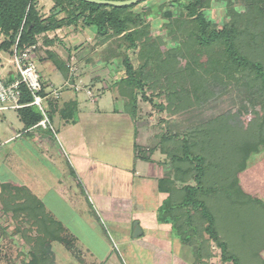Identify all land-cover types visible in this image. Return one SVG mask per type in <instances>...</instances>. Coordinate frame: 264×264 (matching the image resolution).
Segmentation results:
<instances>
[{
    "label": "crops",
    "instance_id": "crops-1",
    "mask_svg": "<svg viewBox=\"0 0 264 264\" xmlns=\"http://www.w3.org/2000/svg\"><path fill=\"white\" fill-rule=\"evenodd\" d=\"M190 1L194 0H147L132 12L143 26L155 29L167 16V10L174 13L171 9H184ZM53 7L51 0H40L38 4L43 18L54 15L60 21L66 17V13ZM224 7L225 0L223 3L211 0L210 7L205 9ZM121 41L120 38L103 41L95 26H85L82 21L37 37L34 58L38 72L40 69L43 73L42 76L39 73L42 97L57 131L39 127L40 122L26 128L23 118L28 119L30 114L24 108L29 104L21 103L25 106L11 110L19 112L26 135L33 129H41L31 138L46 153L47 160L59 156L61 141L73 160L65 198L55 187H46L47 193L55 192L57 196L50 201L39 196L32 184L20 185L35 197L25 200L31 207L29 211L38 212L32 220L38 231L30 234L31 248H27L30 253L40 255L38 264H125L95 210L75 208L78 204L73 190L77 184L78 191L97 200L127 246V253L134 254L135 264H232L223 261L221 248L207 233L208 220L192 208L179 206L186 198L184 188L196 184L195 164L185 159L175 133L161 136L155 120L143 117L141 109L146 103L141 100L140 90L132 96V89L123 82L128 76L120 55L127 47L123 48ZM13 55L14 46L11 52L0 51V77L7 81L17 77ZM4 170L0 168V186L3 180L8 181ZM10 185L19 184L10 182ZM203 199L213 215L220 241L234 255L232 247L236 239L250 238L248 230H240V221L233 213L224 214L225 207L234 210L236 203L223 191ZM247 200L252 210H260L257 202ZM217 204L222 205L218 208ZM165 205L169 222L162 220ZM131 213L136 214L135 220L143 232L136 239L139 244L133 242L134 227L126 217ZM227 225L231 226L229 230ZM34 239H41L40 243ZM251 246H246L251 250L249 254L244 253L250 260L254 255L264 254V248L258 251ZM138 251L150 255V262L136 256ZM237 253L234 256L241 264ZM261 262L264 263L263 257ZM0 264H7L1 256Z\"/></svg>",
    "mask_w": 264,
    "mask_h": 264
},
{
    "label": "rangeland",
    "instance_id": "rangeland-1",
    "mask_svg": "<svg viewBox=\"0 0 264 264\" xmlns=\"http://www.w3.org/2000/svg\"><path fill=\"white\" fill-rule=\"evenodd\" d=\"M220 1L223 3V0ZM252 6L255 7V4ZM262 7L252 9L249 0H225L224 9H206L205 12L211 30L232 29L240 53L264 66ZM171 10L174 11L173 17L165 16L155 29L140 22L142 39L139 45L144 51L142 53L138 49L129 53L144 83V89H140L141 100L146 103L141 109L142 115L155 120L161 136L175 133L180 144L183 138H188L193 151L202 153L213 167V177L208 176V184L223 187L225 191L236 180L240 181L244 194L238 192L237 186L234 187L235 192L226 191L227 195H231L230 201L236 205L234 210L228 211L227 207L223 210L224 214H234L233 217L240 221V230H248L250 238L236 239L232 253L241 252V255L237 253L241 264H264L261 262L264 254L254 255L252 260L244 254L251 251L247 245H253L251 249L258 251L264 248V207L259 204L260 210H252L253 206L246 203L249 197L260 198L264 202V150L252 157L243 170L240 169V153H235L237 146L244 143L264 142L262 83L253 71L230 65L224 42L200 46L197 43V23L188 17L186 9ZM123 43V48H126L127 44ZM120 56L123 59L125 54L121 52ZM39 73L43 75L40 69ZM138 90L133 88L131 95H137ZM83 96H86L84 91ZM43 108L48 114L44 102ZM34 111L42 114L39 107H34ZM18 115L17 110H7L0 115V139L3 142L0 168L5 169L4 176H8V181L3 180L0 186V256L7 264H27L31 258L28 250L31 248L30 234L37 230V223L32 220L33 214L38 212L29 211L26 194H19L20 185L32 184L39 196H45L50 201L57 196L55 192L47 193L46 187H55L65 198L73 160L62 141L59 142V156L47 160L46 153L38 149L31 138L41 129H33L26 135ZM52 128L57 131L58 127L54 125ZM11 138V141L5 142ZM60 180L63 182L59 183ZM10 182L19 185L11 186ZM77 186L73 190V198L78 204L75 208L82 211L92 207L100 217L114 250L124 257L125 264H135L134 254L127 253V246L115 232L108 216L99 208L97 200L78 191ZM221 205L218 207L217 204V207ZM126 217L130 220L128 224L138 222L135 213ZM227 227L229 230L231 226ZM136 241L134 238L133 242L139 244ZM137 255L150 262V255L140 251L136 252Z\"/></svg>",
    "mask_w": 264,
    "mask_h": 264
},
{
    "label": "trees",
    "instance_id": "trees-1",
    "mask_svg": "<svg viewBox=\"0 0 264 264\" xmlns=\"http://www.w3.org/2000/svg\"><path fill=\"white\" fill-rule=\"evenodd\" d=\"M39 1L40 0H0V51L11 52L17 41L18 50L23 51L30 46L36 45L37 37L39 35L55 31L63 26L78 24L82 21L85 26H95L97 28L98 37L103 41L120 38L127 44V51L124 53L123 65L126 69L128 78L123 81L124 85L131 89L134 88L135 90L144 89V83L139 77L138 71L134 67L129 53L132 50L134 51L138 49L142 50V53L144 51L141 49L142 46L140 47L139 45V41L142 39V33L139 29L140 20L137 19L132 12V9L147 0L132 6L124 7L98 5L88 3L84 0H51L54 3V10L66 13V17L60 21H58L54 15L48 18H43L38 9ZM257 1L258 3H256L255 0H249L251 8L258 9V6L262 5V9H264V0ZM254 4L255 7L252 6ZM210 5L211 0H194L188 2L184 6V9L188 12V17L192 18V20L197 23V43L200 46H211L216 42H224L225 52L230 65L240 69H249L253 71L256 77L260 79L264 89V66L260 62L249 60L240 53L234 42V31L229 28H224L222 30L210 29L209 19L205 12V8H209ZM166 14L168 18L173 17L171 11H168ZM144 49L146 52V47H144ZM21 91V103L30 104L33 101V97L25 85L21 86ZM42 94L43 87L41 95ZM32 107L33 106H27L24 108V110L30 114L28 115V119L23 118L26 128L34 127L43 119L42 114L35 113L34 110H32ZM181 146L185 159L195 164L194 171L196 173L194 175V181L196 184L195 186H186L184 188L186 191V198L179 206L185 209L192 208L193 210L200 212L209 222L207 233L221 248L223 261L231 262L232 264H240L239 259L229 253L227 244L220 241L218 234L214 229L213 215L210 212L206 201L203 199V196H211L218 191L235 192L237 187L238 192L244 194L240 187V181L236 180L231 185L232 187L225 191L223 187L220 188L208 184L207 180H210L208 179V176L212 178L213 175L211 173H214L212 172L213 167H211V163L206 162V158L202 153H195L193 150V153H191L190 149H193V146L188 138L181 142ZM263 150L264 142L262 144L244 143L243 145L237 146L235 153H240V169L243 170L247 168L248 161L252 157L261 154ZM21 192L26 194V198H35L25 189V187L19 189V194ZM227 196L230 198L231 195ZM249 199L264 207V202L260 198L249 197ZM30 208L31 207H29V209ZM161 213L163 215L162 220L164 222H169L165 217V215L168 214L167 205L163 207ZM40 240L41 239H37L35 242L40 243ZM39 257L40 255L38 253H31L29 264H38Z\"/></svg>",
    "mask_w": 264,
    "mask_h": 264
},
{
    "label": "built area",
    "instance_id": "built-area-1",
    "mask_svg": "<svg viewBox=\"0 0 264 264\" xmlns=\"http://www.w3.org/2000/svg\"><path fill=\"white\" fill-rule=\"evenodd\" d=\"M17 47L18 41L14 45L12 61L17 72L16 79L7 81L0 77V114L6 110L20 109L25 106L21 104V86L25 85L33 97V101L27 106L39 107L43 114V119L38 126L43 129L52 128L51 119L43 108L42 83L34 58L37 46H30L23 51H19ZM2 146L3 142L0 139V149Z\"/></svg>",
    "mask_w": 264,
    "mask_h": 264
},
{
    "label": "water",
    "instance_id": "water-1",
    "mask_svg": "<svg viewBox=\"0 0 264 264\" xmlns=\"http://www.w3.org/2000/svg\"><path fill=\"white\" fill-rule=\"evenodd\" d=\"M84 1H86L88 3L98 4V5L124 7V6H132V5L138 4V3L145 1V0H127V1L84 0ZM133 227H134L133 237L138 239L143 234L141 227L139 225V222H135L133 224Z\"/></svg>",
    "mask_w": 264,
    "mask_h": 264
}]
</instances>
